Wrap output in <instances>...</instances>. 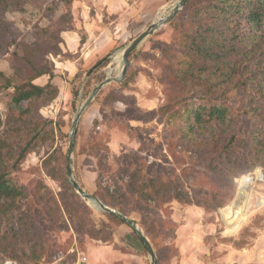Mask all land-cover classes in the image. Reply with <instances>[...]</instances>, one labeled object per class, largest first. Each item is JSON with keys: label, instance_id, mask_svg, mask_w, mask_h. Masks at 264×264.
<instances>
[{"label": "rangeland", "instance_id": "obj_1", "mask_svg": "<svg viewBox=\"0 0 264 264\" xmlns=\"http://www.w3.org/2000/svg\"><path fill=\"white\" fill-rule=\"evenodd\" d=\"M167 1L128 0L135 6L134 20H124L114 48L105 56L106 64L88 76L87 66L73 76L55 67L69 58L58 48L60 32L75 29L70 5L61 0L0 3V174L26 192L13 204L0 200V264H52L58 251L65 253L63 264H75L83 257L88 264H150L145 250L130 251L128 245L137 236L126 223L94 209L73 187L61 188V181L47 172L55 178L60 170L66 172L70 126L77 110L106 76L118 77L123 48L167 14L176 0ZM182 8L130 53L125 89L111 81L82 113L75 132L72 175L103 204L119 202L125 214L119 212L138 225L159 264H264V155H253L254 129L264 131V97L255 94L257 110L248 112L244 94L208 92L194 80L188 103H225L233 115L226 124L205 121L196 140L180 136L177 110L147 112L166 103L163 49L173 41L176 44L172 23L186 19ZM181 46L179 41L174 48L181 51ZM32 63L57 71L58 94L43 106L34 96L21 101L13 97L17 89L28 87ZM113 95L124 104H112ZM36 133L31 151L20 159V149ZM257 143L264 148V134H258ZM138 168L143 177L160 176L167 183L166 190L161 188L165 193L150 202L137 200L128 184ZM256 169L263 172L258 173L262 180L255 177ZM247 175L252 184L239 194L237 179ZM175 188L207 210L174 200ZM227 204L229 210L239 205L237 213H221ZM92 229L109 240L91 239ZM231 242L249 250L230 251ZM90 245L118 249L122 256L109 258L104 252L101 258H106L96 260ZM72 252L74 256H69Z\"/></svg>", "mask_w": 264, "mask_h": 264}, {"label": "trees", "instance_id": "obj_2", "mask_svg": "<svg viewBox=\"0 0 264 264\" xmlns=\"http://www.w3.org/2000/svg\"><path fill=\"white\" fill-rule=\"evenodd\" d=\"M61 1L65 6H71L73 0ZM3 2L6 0H0V3ZM182 10L186 19L182 22H170L173 25L175 37L178 35L175 39L173 38L176 44L173 41V45H165L163 49L165 50L164 68L168 86V90L165 92L166 103L147 112L154 114L160 110H177L179 113L177 131L180 136L196 140L197 131L204 129L205 121L226 124L233 120V115L231 108L225 103H214L209 106L188 103L186 100L191 93V83L194 80L201 81L208 92L216 90L224 95L226 92L234 90L237 94H244L248 99L246 109L248 112L257 110L255 105L257 98H253L255 94H258V97H264V0H187ZM81 41H83V37H81ZM179 41L182 45L181 51L174 48ZM58 49L60 52L61 49ZM105 64L106 58H103L97 66L101 67ZM30 68L34 73L27 77L28 87L17 89L16 95L13 96L14 100L21 101L34 96L38 98L40 106H43L58 94L56 85L51 83L54 76L53 70L46 66L39 67L35 63H32ZM43 75L48 76L46 83L38 85L33 82ZM126 82L127 77L120 84L121 89H125ZM110 98L113 101L112 104H124L121 97L113 95ZM244 112L246 113V111ZM254 131L253 150L255 153L253 155L255 158V154L264 155V148L259 147V143H257L258 134H264L262 133L264 131L261 127H256ZM37 133L20 149V159L31 151L29 146ZM125 157L129 159L130 155L126 154ZM128 162L126 160V163ZM129 165L131 168L132 163ZM135 170L137 173H134V179L129 182L128 189L137 200L150 202L157 195L165 193L167 183L160 176L147 175L143 177L140 168ZM259 172L262 171L256 169L254 172L257 179ZM60 173L58 178L49 172L47 175L54 180L61 181V188L72 190L66 172L63 171L62 173L60 170ZM141 178L143 179L141 180ZM237 182L239 194L246 184H252L250 175L237 179ZM175 189L176 191L172 196L174 200L188 205L193 203L186 193H182L180 189ZM25 195L23 186L16 185L12 179H7L4 174H0V200L6 198L13 204L18 197ZM61 197L62 195H60V200H62ZM193 204L207 210L205 205L197 202ZM109 205L125 214V210L120 207L118 201ZM238 206L235 205L229 210L227 204L221 208L220 212L235 214ZM215 207L218 205L213 206L212 209H216ZM107 215L115 217L112 214ZM116 219L120 223H124L120 218L116 217ZM92 230L88 232L91 239L103 242L109 240L104 235L100 236L98 234L100 231ZM143 250H145L144 247ZM68 254L72 256L73 252ZM72 261L75 260L72 259Z\"/></svg>", "mask_w": 264, "mask_h": 264}, {"label": "crops", "instance_id": "obj_3", "mask_svg": "<svg viewBox=\"0 0 264 264\" xmlns=\"http://www.w3.org/2000/svg\"><path fill=\"white\" fill-rule=\"evenodd\" d=\"M162 1L164 4L168 2L167 0ZM134 9L135 6L132 3H128V0H73L71 3V14L75 29L72 28L60 32V49L70 56L69 58L58 60L59 62H56L55 67L58 68V66H61L63 70L68 72V76L75 75L78 69L80 67L83 68V66H87L86 71L98 67L99 61H102L114 48L116 43V38L114 40V37L123 26L124 20H134L136 16ZM82 36H84L83 41H81ZM56 72L54 71V73ZM56 77L53 76L51 79V83L55 85H57L55 81ZM47 78L48 76L43 75L36 78L33 82L38 85H43L47 82ZM199 208L201 209V207ZM201 228L204 229V226ZM206 233L210 234V232ZM202 237L204 238L203 235ZM262 239L261 237L260 240ZM128 247L130 251L143 250L138 239L130 242ZM104 248H96L90 245L89 251H92L91 256L96 260L101 258V254L104 252L108 254L106 257L109 256V258L122 256L118 249H111L108 246ZM229 249H231L230 251L249 250L246 246H236L233 242H231ZM106 257L103 255L101 259L103 260ZM84 258L85 260H82V262L88 264L87 257ZM79 261H81V258Z\"/></svg>", "mask_w": 264, "mask_h": 264}, {"label": "water", "instance_id": "obj_4", "mask_svg": "<svg viewBox=\"0 0 264 264\" xmlns=\"http://www.w3.org/2000/svg\"><path fill=\"white\" fill-rule=\"evenodd\" d=\"M187 0H176L175 3L172 5L171 9L165 14L163 17L159 18L157 21L152 22L148 27L142 31L139 35H137L134 39H132L122 50L121 52V69L119 72L118 77H110L106 76L103 81L97 84L91 93L87 96L85 101L80 105L79 109L77 110L74 118L72 119L70 132H69V140H68V147H67V158H66V173L67 177L75 190V192L83 198L85 201L90 203V205L96 209L101 210L106 213L112 214L120 218L124 223H126L132 231L136 234L140 242L142 243L150 264H159L156 258L155 252L148 240V238L143 234V232L139 229L138 225L132 220L126 217L124 214L116 211L115 209L103 204L97 197L89 194L84 189L80 187L77 181L74 179L72 175V153L74 149V139H75V132L77 128V124L79 118L81 117L82 113L86 109V107L90 104V102L94 99L96 94L108 83L111 81H115L116 83H122L126 77V71L128 67V56L130 53L135 50L138 45L147 37L152 35L160 25L167 23L177 12L180 10L186 3ZM94 68L89 69L86 72V76H88Z\"/></svg>", "mask_w": 264, "mask_h": 264}, {"label": "built area", "instance_id": "obj_5", "mask_svg": "<svg viewBox=\"0 0 264 264\" xmlns=\"http://www.w3.org/2000/svg\"><path fill=\"white\" fill-rule=\"evenodd\" d=\"M70 252H71V251H70ZM64 257H65V254L62 253L61 251H58V252L54 255V257H53V262H52V264H63V263H62V260H63ZM82 260H85V258L83 257V258L81 259V261L78 260V262H76L75 264H80V263L84 264V263L82 262ZM4 264H16V263H15V262H12V261H5Z\"/></svg>", "mask_w": 264, "mask_h": 264}, {"label": "bare ground", "instance_id": "obj_6", "mask_svg": "<svg viewBox=\"0 0 264 264\" xmlns=\"http://www.w3.org/2000/svg\"><path fill=\"white\" fill-rule=\"evenodd\" d=\"M120 69H121V68H120ZM258 179H259V180H262V177H261V176H259V177H258Z\"/></svg>", "mask_w": 264, "mask_h": 264}]
</instances>
